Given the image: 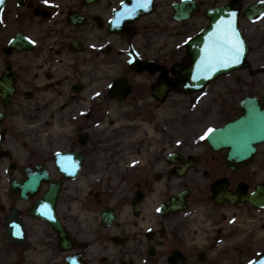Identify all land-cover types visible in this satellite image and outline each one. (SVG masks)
<instances>
[{"label": "flooded vegetation", "instance_id": "af4514ba", "mask_svg": "<svg viewBox=\"0 0 264 264\" xmlns=\"http://www.w3.org/2000/svg\"><path fill=\"white\" fill-rule=\"evenodd\" d=\"M122 1L47 0L46 3L45 0H26V4L19 7L17 1L13 0L5 8L3 24L0 25V51L17 34L33 37L43 43V47L48 48L38 59L52 75L54 93L44 97L43 92L50 89L47 86L42 89L40 75L29 77L28 84L22 82L19 75V87L23 83L24 91H31L33 96L32 99H26L24 92L20 94V114L26 124L42 122L46 116L43 129H36L32 142L37 153L35 164L46 165L53 180L61 182L62 190L56 202L57 213L60 221L72 235H77L78 240L76 239L73 252L63 253L59 248L57 233L46 222L28 214L34 201L23 199L11 191V182L14 179H23L24 167L28 166L26 164L19 168L17 164L26 163L32 157L27 144L23 142L20 148L16 142L17 137L13 136L14 141L8 152L2 155L3 149H0V264H66L67 256L74 254L82 258L85 264H117L124 258H133L129 261L132 264H144L143 257H146V264H169L175 251L185 255L189 264L200 261L196 241H185L179 237L187 232L188 223L184 216L161 217L151 213L153 205L156 202H165L173 189L167 175L169 167L162 164V185L157 184L154 174H150V184L147 183V186L141 181L126 182L122 176L113 180L111 170L116 157L109 155L110 151L107 149L113 142L91 139V132L100 126L106 116L121 114L123 111L118 102L107 100L105 87L108 81L127 72L123 71V68L126 69L122 60L123 47L128 44L129 50L137 49L140 41L142 48H147L146 50L152 46L148 44L146 36L144 37L145 30L153 32L151 23L141 28L140 20L128 24L131 35L109 32L108 21ZM213 1L217 6L230 2L226 0L217 4L220 0ZM262 1L264 0H239L234 5L240 10V24L250 46V61L254 66L264 63V13L252 19L243 18L242 15ZM36 7L45 12L37 16L33 11ZM158 17L163 18L160 14ZM181 29L187 31L186 27ZM5 69V61L0 60V74ZM85 79L88 86L84 88ZM90 85L92 90L100 92L101 100L93 97ZM145 97L146 92L142 88L140 92L137 90L133 101L140 98L141 103L146 105ZM13 102L15 107L19 104L18 99ZM0 109L5 113L1 102ZM133 109L136 110L135 107ZM81 111L85 113L83 116L79 115ZM6 114L7 121L0 123V127L6 129L8 136H11L8 122L12 118L9 111ZM55 115L61 116L55 119ZM80 133H87L88 139H80ZM41 135L47 137L46 146L42 143ZM3 143L4 138L1 144ZM59 151L84 156L83 168L76 180H67L56 172L55 157ZM200 160L201 174L214 180L230 174L231 188L233 191L237 189L238 184H235L242 180L241 176L226 171L221 165V157L204 155ZM156 187H159L157 192ZM45 189L43 185L36 198L41 197ZM138 190H143L146 194L141 205V213H145H139L140 217L135 220H120L124 211L133 212L130 208L132 197ZM108 206L113 207L117 214L110 229L102 224L100 218L96 222L81 223L73 215L75 211L90 214L98 210L100 215ZM11 211L16 213L18 223L28 232V241L19 246H13L6 233L5 222ZM143 227L154 232L147 234V229ZM93 233V241H80V237L87 239ZM120 241L122 245H118ZM151 247L155 249L153 256L149 254ZM213 249L215 245L212 244L208 253Z\"/></svg>", "mask_w": 264, "mask_h": 264}, {"label": "snow or ice", "instance_id": "6c2138e0", "mask_svg": "<svg viewBox=\"0 0 264 264\" xmlns=\"http://www.w3.org/2000/svg\"><path fill=\"white\" fill-rule=\"evenodd\" d=\"M45 2L47 3V0ZM146 2L148 0H138V6L143 7ZM3 3L4 0H0V4ZM232 15L234 16V14ZM242 55V42L239 40V34L235 30L233 21H222L217 25V31L213 32L209 41L206 42L201 61L197 64L196 75L192 79L207 78L208 74L214 73L222 67L238 64ZM211 132L210 129L209 134Z\"/></svg>", "mask_w": 264, "mask_h": 264}, {"label": "rangeland", "instance_id": "374dc122", "mask_svg": "<svg viewBox=\"0 0 264 264\" xmlns=\"http://www.w3.org/2000/svg\"><path fill=\"white\" fill-rule=\"evenodd\" d=\"M218 91L219 89L217 88L216 85L214 87H211L206 93L202 95L193 96V97H182L171 100L172 102L174 101L177 102V104L172 105L170 109L171 116L173 117L170 118V122H169L171 141H174V139H177L179 136H182L188 140L191 135H195L198 139H200L209 128H212L217 124L216 121H212V120L205 121L207 117L196 118V115H198V110H203V111L206 110L207 114L211 112V108L214 110L213 103L215 101V94ZM176 112L177 113L184 112L187 115H191L192 118H196L195 120H191V122H187V128L185 132H183V127H179V124L182 121L179 119ZM175 120L176 122L174 123ZM162 124H163L162 122H158V123L154 122V123H150V126L157 130L162 128ZM247 237L248 236H244L243 238L245 239ZM247 261L248 259L241 260L239 264L242 263L244 264V262L246 263Z\"/></svg>", "mask_w": 264, "mask_h": 264}, {"label": "bare ground", "instance_id": "6f19581e", "mask_svg": "<svg viewBox=\"0 0 264 264\" xmlns=\"http://www.w3.org/2000/svg\"><path fill=\"white\" fill-rule=\"evenodd\" d=\"M254 215H255L256 217H259V214H257V213H254ZM260 221H261V220H260L259 218H257V220H255V221H249V222L247 223V225H246V229L249 230L248 225H249L250 223H254V222L260 223ZM261 225H262V224H261ZM261 225H260V226H261ZM249 233H250V236H251V237H254V238H258V237H260L261 234L264 235V231L260 234L259 231H250V230H249ZM255 233H256V235H255ZM252 242H254V241H252ZM238 251H239V253H240L241 260H244L245 253H246V248H245V247H240V248L238 249Z\"/></svg>", "mask_w": 264, "mask_h": 264}, {"label": "water", "instance_id": "95a60500", "mask_svg": "<svg viewBox=\"0 0 264 264\" xmlns=\"http://www.w3.org/2000/svg\"><path fill=\"white\" fill-rule=\"evenodd\" d=\"M200 48V44H199V46L197 47V49H199ZM228 69V68H227ZM251 107L253 108L254 106L253 105H251ZM252 112V111H251ZM259 114H262V115H264V111H260V112H258ZM252 114H255L254 112H252ZM243 123H245V124H250L251 123V121H244ZM232 127H233V124H230L228 127H227V129H226V131L224 132V137H227L228 135V133L229 132H231V129H232ZM259 127L261 128V129H264V122H260V125H259ZM262 133H263V131H261ZM214 138V136L212 137V139ZM209 141L211 140V138H209L208 139Z\"/></svg>", "mask_w": 264, "mask_h": 264}]
</instances>
